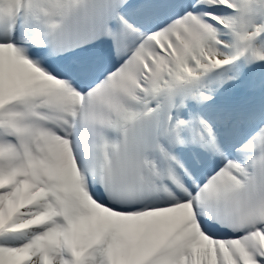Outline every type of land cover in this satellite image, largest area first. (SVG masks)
<instances>
[{"label":"snow or ice","instance_id":"snow-or-ice-1","mask_svg":"<svg viewBox=\"0 0 264 264\" xmlns=\"http://www.w3.org/2000/svg\"><path fill=\"white\" fill-rule=\"evenodd\" d=\"M0 264H264V0H0Z\"/></svg>","mask_w":264,"mask_h":264}]
</instances>
